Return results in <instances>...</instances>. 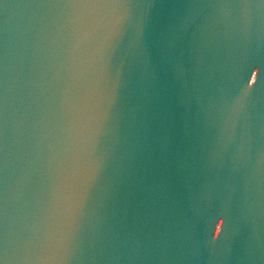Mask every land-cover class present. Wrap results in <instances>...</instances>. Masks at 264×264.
<instances>
[{
    "label": "water",
    "instance_id": "obj_1",
    "mask_svg": "<svg viewBox=\"0 0 264 264\" xmlns=\"http://www.w3.org/2000/svg\"><path fill=\"white\" fill-rule=\"evenodd\" d=\"M0 264H264V0H0Z\"/></svg>",
    "mask_w": 264,
    "mask_h": 264
}]
</instances>
